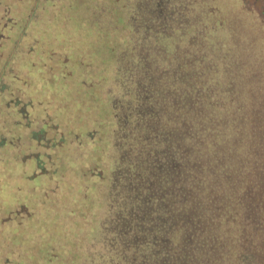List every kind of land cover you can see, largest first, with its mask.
Instances as JSON below:
<instances>
[{
    "label": "trees",
    "instance_id": "obj_1",
    "mask_svg": "<svg viewBox=\"0 0 264 264\" xmlns=\"http://www.w3.org/2000/svg\"><path fill=\"white\" fill-rule=\"evenodd\" d=\"M9 11L0 0V29ZM128 12L88 262L264 264V74L243 70L208 0H131Z\"/></svg>",
    "mask_w": 264,
    "mask_h": 264
},
{
    "label": "rangeland",
    "instance_id": "obj_2",
    "mask_svg": "<svg viewBox=\"0 0 264 264\" xmlns=\"http://www.w3.org/2000/svg\"><path fill=\"white\" fill-rule=\"evenodd\" d=\"M12 1L1 0L16 21L0 29V264H93L131 0ZM208 2L243 70L264 74V0Z\"/></svg>",
    "mask_w": 264,
    "mask_h": 264
}]
</instances>
